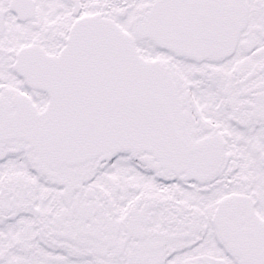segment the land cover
<instances>
[{
	"label": "snow or ice",
	"instance_id": "6c2138e0",
	"mask_svg": "<svg viewBox=\"0 0 264 264\" xmlns=\"http://www.w3.org/2000/svg\"><path fill=\"white\" fill-rule=\"evenodd\" d=\"M0 264H264V0H0Z\"/></svg>",
	"mask_w": 264,
	"mask_h": 264
}]
</instances>
